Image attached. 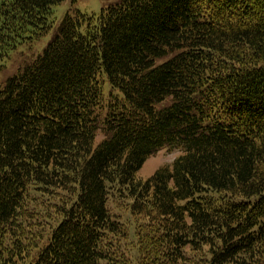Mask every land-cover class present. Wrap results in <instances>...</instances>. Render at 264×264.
<instances>
[{
    "label": "trees",
    "instance_id": "obj_1",
    "mask_svg": "<svg viewBox=\"0 0 264 264\" xmlns=\"http://www.w3.org/2000/svg\"><path fill=\"white\" fill-rule=\"evenodd\" d=\"M64 1L0 0V67ZM0 264H264V0L68 13L0 87Z\"/></svg>",
    "mask_w": 264,
    "mask_h": 264
},
{
    "label": "rangeland",
    "instance_id": "obj_2",
    "mask_svg": "<svg viewBox=\"0 0 264 264\" xmlns=\"http://www.w3.org/2000/svg\"><path fill=\"white\" fill-rule=\"evenodd\" d=\"M116 1L117 0H65L61 4L55 6L53 10L54 29L33 47H23L19 49L17 53L13 54L3 66L0 67V87L4 85L9 77L16 74L19 69L42 52L43 48L51 40L57 26L68 13L73 14L78 11L85 16L97 18L106 5ZM110 90L109 83H106L105 94L108 95ZM102 139L103 135L101 133L98 134L97 142ZM181 154V149L166 148L158 151L146 161L139 171L138 177L145 180L151 177L158 169L166 166L171 167Z\"/></svg>",
    "mask_w": 264,
    "mask_h": 264
}]
</instances>
